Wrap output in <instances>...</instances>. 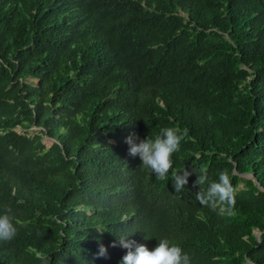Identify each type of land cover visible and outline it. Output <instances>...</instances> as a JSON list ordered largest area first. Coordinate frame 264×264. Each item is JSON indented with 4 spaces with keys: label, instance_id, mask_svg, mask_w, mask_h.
Segmentation results:
<instances>
[{
    "label": "trees",
    "instance_id": "1",
    "mask_svg": "<svg viewBox=\"0 0 264 264\" xmlns=\"http://www.w3.org/2000/svg\"><path fill=\"white\" fill-rule=\"evenodd\" d=\"M166 127L188 129L179 193L125 142ZM202 166L228 170L230 214L196 199ZM5 208L18 231L0 264H119L121 237L264 264V0H0Z\"/></svg>",
    "mask_w": 264,
    "mask_h": 264
},
{
    "label": "clouds",
    "instance_id": "2",
    "mask_svg": "<svg viewBox=\"0 0 264 264\" xmlns=\"http://www.w3.org/2000/svg\"><path fill=\"white\" fill-rule=\"evenodd\" d=\"M187 136V128L166 127L162 128L154 138L149 136L140 139L133 133L125 142L130 145L129 155L138 156L142 161L141 167L155 173L157 180L165 181L169 172H173L172 181L175 191L179 193L188 183L192 173L186 168L182 173L174 172L173 156L181 150V144ZM197 176L195 181L197 185L201 187L208 184L206 190L201 187V191L196 193V199L201 205L218 211L221 215L225 211L230 214L236 203V188L232 184L228 170L221 171L218 180L210 182L208 170L202 166ZM17 223L11 208H5L3 213H0V241L8 242L16 237ZM117 246L127 249L119 264H191L190 256L183 252L178 244L170 242L167 238L158 239V244L153 250H149L146 244L138 243L129 237H121L118 241H113L111 247ZM96 255L106 257L107 247L100 244Z\"/></svg>",
    "mask_w": 264,
    "mask_h": 264
},
{
    "label": "rangeland",
    "instance_id": "3",
    "mask_svg": "<svg viewBox=\"0 0 264 264\" xmlns=\"http://www.w3.org/2000/svg\"><path fill=\"white\" fill-rule=\"evenodd\" d=\"M17 131H18L19 133H23L20 129H17ZM38 131H39V130H38L37 128L32 127V128H30L25 134H26L27 136H33V135H35ZM42 142H43V145H44L45 147H47V148H49V147L51 146V143H52V142H51L48 138H46V137H44V138L42 139Z\"/></svg>",
    "mask_w": 264,
    "mask_h": 264
}]
</instances>
